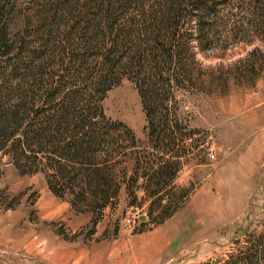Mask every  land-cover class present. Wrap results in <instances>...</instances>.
I'll return each instance as SVG.
<instances>
[{
  "label": "rangeland",
  "instance_id": "obj_1",
  "mask_svg": "<svg viewBox=\"0 0 264 264\" xmlns=\"http://www.w3.org/2000/svg\"><path fill=\"white\" fill-rule=\"evenodd\" d=\"M2 2L13 5L8 34L15 38L38 0ZM136 8L133 2L125 15L138 18ZM232 18L229 23H242ZM226 20L214 24L210 45L194 38V20L186 25L193 35L185 37L179 71L187 76L157 77L163 107L155 111L152 135L129 70L97 94L103 114L93 119L111 139L94 153L109 159L104 198L91 200L76 185L71 200L59 180L71 175L67 158L59 173L34 149L20 160L0 150V264H264V41L246 30L227 35ZM257 58L263 67L254 70ZM33 62L45 72L63 71L58 58ZM95 72L75 82L85 86ZM6 79L0 77L2 89L16 91ZM174 212L166 223L152 224ZM140 230L141 239L119 236ZM173 234L176 242L168 243ZM158 238L162 246L154 254L143 248ZM140 242L141 255L131 252Z\"/></svg>",
  "mask_w": 264,
  "mask_h": 264
},
{
  "label": "trees",
  "instance_id": "obj_2",
  "mask_svg": "<svg viewBox=\"0 0 264 264\" xmlns=\"http://www.w3.org/2000/svg\"><path fill=\"white\" fill-rule=\"evenodd\" d=\"M133 2L141 8L138 18L125 15ZM11 5L5 8L8 5L0 0V77L6 76L16 90H4L0 83V150L20 160L23 152L34 149L59 173L68 166L60 160L69 159L71 175L59 180L71 190L73 201L78 197L76 185L91 200L106 195L109 159L99 160L94 153L111 139L104 124L93 118L103 114L97 94L122 72L129 70L138 84L152 135L155 111L163 107L157 77L163 80L173 72L186 75L179 69L184 67L185 37L193 35L185 31L188 23L195 21L193 36L201 45H210L220 16L227 17V35L246 30L264 41V0H38L28 7L27 25L15 38L8 34ZM231 16L242 23H229ZM260 52L264 61V49ZM91 57L96 61L89 64ZM47 58H58L63 71L45 72L41 63L33 62ZM258 60H252L254 70L263 67ZM89 70L96 71L90 82L78 85L80 74Z\"/></svg>",
  "mask_w": 264,
  "mask_h": 264
},
{
  "label": "crops",
  "instance_id": "obj_3",
  "mask_svg": "<svg viewBox=\"0 0 264 264\" xmlns=\"http://www.w3.org/2000/svg\"><path fill=\"white\" fill-rule=\"evenodd\" d=\"M176 214V212H174V213H171V215H169L168 217H165L164 219H162V220H158V221H155L154 223H152L153 225H156V226H158V225H160V224H162V223H166V221L168 220V219H170L171 217H172V215H175ZM143 222H147L148 221V219L146 218L145 220L143 219L142 220ZM147 224H151V223H149V222H147ZM155 226V227H156ZM143 232V231H142ZM112 233H115V235L117 234H119V233H117V232H114V230L112 231ZM176 233H178L177 232V230H176ZM136 235H138L137 237H139L140 236V239H141V230L140 231H138V232H134L133 234H130V235H126V234H120L119 236H122V237H124L125 238V240L126 241H131L132 239H134V237L136 236ZM114 237H116V236H114ZM136 237V238H137ZM176 237H177V235H175V234H173V236L169 239V242L168 243H175L176 242ZM117 238H118V236H117ZM135 238V239H136ZM139 240H136L135 242L137 243ZM131 243V245L132 244H136V243ZM160 246H162V242H161V238H158L157 240H152V242H150V243H146L145 244V246L143 247L146 251H149L151 254H154L155 253V249H160ZM130 250H131V252H133V253H137V254H140L141 255V242H140V244L136 247V248H133V246H132V248L130 247Z\"/></svg>",
  "mask_w": 264,
  "mask_h": 264
},
{
  "label": "built area",
  "instance_id": "obj_4",
  "mask_svg": "<svg viewBox=\"0 0 264 264\" xmlns=\"http://www.w3.org/2000/svg\"><path fill=\"white\" fill-rule=\"evenodd\" d=\"M129 209L131 210V213H132L133 217H134V215H136V216L139 215L138 209L135 208L134 206H131Z\"/></svg>",
  "mask_w": 264,
  "mask_h": 264
},
{
  "label": "water",
  "instance_id": "obj_5",
  "mask_svg": "<svg viewBox=\"0 0 264 264\" xmlns=\"http://www.w3.org/2000/svg\"><path fill=\"white\" fill-rule=\"evenodd\" d=\"M141 219H145L146 218V215L145 214H140L139 216Z\"/></svg>",
  "mask_w": 264,
  "mask_h": 264
}]
</instances>
